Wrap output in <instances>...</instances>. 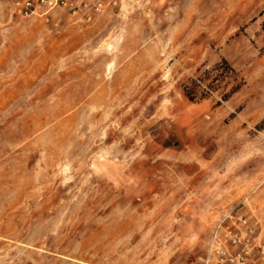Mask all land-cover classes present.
<instances>
[{
	"label": "rangeland",
	"instance_id": "374dc122",
	"mask_svg": "<svg viewBox=\"0 0 264 264\" xmlns=\"http://www.w3.org/2000/svg\"><path fill=\"white\" fill-rule=\"evenodd\" d=\"M0 0V264H264V0Z\"/></svg>",
	"mask_w": 264,
	"mask_h": 264
},
{
	"label": "built area",
	"instance_id": "2783aa9c",
	"mask_svg": "<svg viewBox=\"0 0 264 264\" xmlns=\"http://www.w3.org/2000/svg\"><path fill=\"white\" fill-rule=\"evenodd\" d=\"M111 1L117 3V0ZM14 4L17 12L25 17L33 15L39 9L51 11L66 8L73 14L81 13L88 20L104 8L103 0H14Z\"/></svg>",
	"mask_w": 264,
	"mask_h": 264
}]
</instances>
